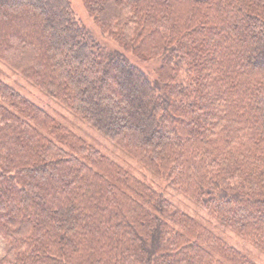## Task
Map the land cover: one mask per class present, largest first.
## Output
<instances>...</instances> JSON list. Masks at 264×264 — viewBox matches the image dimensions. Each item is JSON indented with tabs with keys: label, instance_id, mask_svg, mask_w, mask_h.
<instances>
[{
	"label": "trees",
	"instance_id": "obj_1",
	"mask_svg": "<svg viewBox=\"0 0 264 264\" xmlns=\"http://www.w3.org/2000/svg\"><path fill=\"white\" fill-rule=\"evenodd\" d=\"M82 1L116 48L68 0H0V62L264 253V0ZM0 238V264H258L1 78Z\"/></svg>",
	"mask_w": 264,
	"mask_h": 264
},
{
	"label": "rangeland",
	"instance_id": "obj_2",
	"mask_svg": "<svg viewBox=\"0 0 264 264\" xmlns=\"http://www.w3.org/2000/svg\"><path fill=\"white\" fill-rule=\"evenodd\" d=\"M68 1L71 5L75 18L81 24L86 26L89 31L106 47L110 49L116 48V44L106 35H104L94 24L93 20L88 15L82 0ZM129 58L131 59V61L139 63L133 57L130 56ZM140 65L146 71H150L153 67L152 65L146 64ZM0 78L14 87L16 90H18L22 95L26 96L37 105L44 108L56 119V121L68 126L70 129H72L102 153L111 157L113 160L134 173L139 178L145 180L154 189L160 191L181 211L188 213L189 215L195 217L197 220L209 226L214 232L223 237L228 243L251 257L258 264H264V253L257 249L253 244L242 239L234 232H231L230 229L217 222L215 218L211 217L207 212H205L204 209L195 205L189 198L168 185L165 180L150 172L122 149L118 148L107 138L102 136L84 121L79 119L72 112L64 108L54 99L45 95L43 92L34 87L22 76L16 74L2 62H0ZM6 248V243L2 240V238H0V256L3 255Z\"/></svg>",
	"mask_w": 264,
	"mask_h": 264
}]
</instances>
